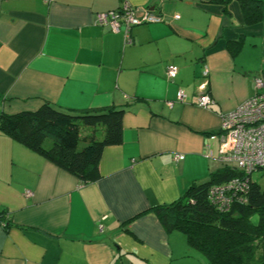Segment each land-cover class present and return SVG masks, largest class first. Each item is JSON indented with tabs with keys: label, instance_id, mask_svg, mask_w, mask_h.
Masks as SVG:
<instances>
[{
	"label": "crops",
	"instance_id": "obj_1",
	"mask_svg": "<svg viewBox=\"0 0 264 264\" xmlns=\"http://www.w3.org/2000/svg\"><path fill=\"white\" fill-rule=\"evenodd\" d=\"M122 1L0 0V115L124 110L89 183L0 131V264H206L150 209L220 168L208 135L264 80V0L253 24L237 0H125L161 18L132 26L129 43L97 21ZM201 93L213 102L199 106ZM103 135L79 129L81 144Z\"/></svg>",
	"mask_w": 264,
	"mask_h": 264
},
{
	"label": "trees",
	"instance_id": "obj_2",
	"mask_svg": "<svg viewBox=\"0 0 264 264\" xmlns=\"http://www.w3.org/2000/svg\"><path fill=\"white\" fill-rule=\"evenodd\" d=\"M201 1L226 6L231 0ZM237 1L246 23L262 19L259 0ZM123 111L115 107L66 111L44 103L35 111L1 114L0 131L39 152L81 183H89L100 176L98 162L103 148L122 140ZM81 125L103 126L102 139L91 138L79 146ZM252 175L236 165L219 168L208 180L191 184L174 202L150 211L167 231L182 233L188 252L200 254L206 264H264V189ZM234 179L237 184L224 192L228 202L211 193L214 187Z\"/></svg>",
	"mask_w": 264,
	"mask_h": 264
},
{
	"label": "built area",
	"instance_id": "obj_3",
	"mask_svg": "<svg viewBox=\"0 0 264 264\" xmlns=\"http://www.w3.org/2000/svg\"><path fill=\"white\" fill-rule=\"evenodd\" d=\"M174 17L178 18L177 15ZM97 21L102 26H109L113 32L123 29L125 42L129 43L128 32L132 26L159 22L161 18L152 14L147 8L132 7L123 0L117 9L99 13ZM165 74L167 79H174L178 74V67L174 64L167 65ZM206 74L207 71L204 70L203 76ZM254 87L258 92L233 110L222 114L218 131L209 134L208 139L218 141L217 158L220 162L233 163L244 173L261 175L264 174V91L261 90L264 88V80L256 77ZM184 97V92L179 90L176 99L182 101ZM212 102V98L207 93H201L197 97L199 106L204 107ZM177 158L182 156L179 155ZM235 184H237L236 179L225 186L214 187L211 193L217 194L218 200L226 203L228 199L224 197V192L233 189ZM240 185V188H243V184Z\"/></svg>",
	"mask_w": 264,
	"mask_h": 264
},
{
	"label": "rangeland",
	"instance_id": "obj_4",
	"mask_svg": "<svg viewBox=\"0 0 264 264\" xmlns=\"http://www.w3.org/2000/svg\"><path fill=\"white\" fill-rule=\"evenodd\" d=\"M79 146H81V143L79 144ZM218 166H220V168H222V167H226V166H228V167H235V165L233 164V163H226V164H224V163H222V162H220L219 160H218ZM252 178L256 181V183L262 188V189H264V174H262V175H259L258 173H253V175H252ZM181 235H182V237H184L183 236V234L181 233ZM196 253V252H195ZM197 254V253H196ZM197 255H200V254H197ZM201 256V255H200ZM202 257V256H201ZM203 258V257H202ZM204 259V258H203ZM205 260V259H204Z\"/></svg>",
	"mask_w": 264,
	"mask_h": 264
}]
</instances>
